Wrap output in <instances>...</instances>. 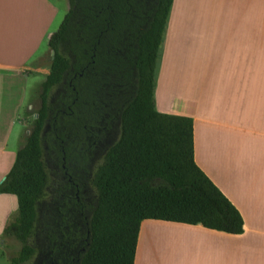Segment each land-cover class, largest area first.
<instances>
[{
  "label": "trees",
  "instance_id": "1",
  "mask_svg": "<svg viewBox=\"0 0 264 264\" xmlns=\"http://www.w3.org/2000/svg\"><path fill=\"white\" fill-rule=\"evenodd\" d=\"M172 1L68 0L48 40L54 54L36 115L0 181V193L17 201L3 231L22 243L10 264H27L34 255L39 205L55 188L44 154L87 171L98 128L113 120L118 137L90 178L96 198L81 264H133L143 219L243 231L238 209L194 161L192 118L155 107Z\"/></svg>",
  "mask_w": 264,
  "mask_h": 264
},
{
  "label": "crops",
  "instance_id": "2",
  "mask_svg": "<svg viewBox=\"0 0 264 264\" xmlns=\"http://www.w3.org/2000/svg\"><path fill=\"white\" fill-rule=\"evenodd\" d=\"M68 8V0H0V181L15 139L28 133L15 127L48 73L36 62ZM154 102L192 118L194 161L238 209L243 231L143 219L133 264H264V0H173ZM15 205L0 193V244Z\"/></svg>",
  "mask_w": 264,
  "mask_h": 264
},
{
  "label": "flooded vegetation",
  "instance_id": "3",
  "mask_svg": "<svg viewBox=\"0 0 264 264\" xmlns=\"http://www.w3.org/2000/svg\"><path fill=\"white\" fill-rule=\"evenodd\" d=\"M118 132L119 123L114 120L102 131L98 128L99 136L93 142L87 171L76 161L65 164L64 158L52 156L55 188L49 190L48 200H43L39 209L43 215L32 239L35 247L32 264H81L96 198L90 183L92 170Z\"/></svg>",
  "mask_w": 264,
  "mask_h": 264
},
{
  "label": "rangeland",
  "instance_id": "4",
  "mask_svg": "<svg viewBox=\"0 0 264 264\" xmlns=\"http://www.w3.org/2000/svg\"><path fill=\"white\" fill-rule=\"evenodd\" d=\"M50 55H51V50L48 48L45 51V53L42 55V57H40L37 60L36 63L40 64V65L49 66ZM42 79H45V77H43L42 75L38 76L39 82L43 81ZM29 88H34V84L32 85V87L31 86L28 87V92L26 94L27 96H30V94H31V91L29 92ZM39 90H40V85H39L37 93L35 94V96L33 97L32 101H31L30 108H27L26 110H24L25 111L24 117H23L24 126L17 125L15 127V132L17 133V135H20V137H21V135L23 137L24 131H25V133H27L29 131L31 121H32L33 117L36 115V109L39 106V97H38ZM117 137H118V135H117ZM117 137H116V139H117ZM21 139L20 138L15 139L14 143L17 145V147H19L21 145V143L23 141V139L22 140ZM116 139L111 143V145L116 141ZM103 155H104V153H103ZM103 155L99 158L98 163L102 161ZM44 161L46 163V166L49 169V172L51 173V170L54 167L53 159L49 155L44 154ZM10 196L13 197V199L16 203V197L14 195H11V194H10ZM42 202H41V204H42ZM41 204L39 206H41ZM16 210H17V207L15 205L14 210L11 213V216L8 217L7 222H9L13 219V217L16 214ZM30 242H31V240H30ZM21 245H22V243L19 240L15 239L13 236L4 235L3 239H2V244H0V264H10L9 257L12 255H15L16 252L18 251V249L21 247ZM27 264H32V258L27 262Z\"/></svg>",
  "mask_w": 264,
  "mask_h": 264
},
{
  "label": "water",
  "instance_id": "5",
  "mask_svg": "<svg viewBox=\"0 0 264 264\" xmlns=\"http://www.w3.org/2000/svg\"><path fill=\"white\" fill-rule=\"evenodd\" d=\"M53 54H54V51H53V50H51V55L53 56Z\"/></svg>",
  "mask_w": 264,
  "mask_h": 264
}]
</instances>
